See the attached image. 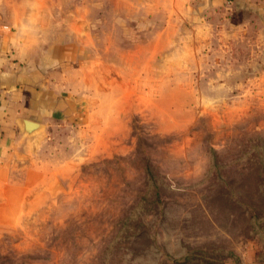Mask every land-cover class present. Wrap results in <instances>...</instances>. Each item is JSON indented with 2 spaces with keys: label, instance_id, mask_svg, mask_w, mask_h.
<instances>
[{
  "label": "rangeland",
  "instance_id": "rangeland-1",
  "mask_svg": "<svg viewBox=\"0 0 264 264\" xmlns=\"http://www.w3.org/2000/svg\"><path fill=\"white\" fill-rule=\"evenodd\" d=\"M0 29L91 96L0 169V264H264V0H0Z\"/></svg>",
  "mask_w": 264,
  "mask_h": 264
},
{
  "label": "crops",
  "instance_id": "crops-1",
  "mask_svg": "<svg viewBox=\"0 0 264 264\" xmlns=\"http://www.w3.org/2000/svg\"><path fill=\"white\" fill-rule=\"evenodd\" d=\"M213 2L222 6L226 0ZM45 30L0 29V169L5 171L12 154L20 156L22 148L43 141L54 125L87 116V80H76L75 68L66 63L69 54L61 53L59 41L44 38ZM24 120L39 123L43 133L27 135Z\"/></svg>",
  "mask_w": 264,
  "mask_h": 264
},
{
  "label": "trees",
  "instance_id": "trees-1",
  "mask_svg": "<svg viewBox=\"0 0 264 264\" xmlns=\"http://www.w3.org/2000/svg\"><path fill=\"white\" fill-rule=\"evenodd\" d=\"M146 171L148 174V179L149 181H151V184L149 185L150 188L154 189L155 191V196L158 197V199L160 198V185L158 184V182H156V177L154 176V171L152 169L151 163L146 162Z\"/></svg>",
  "mask_w": 264,
  "mask_h": 264
},
{
  "label": "water",
  "instance_id": "water-1",
  "mask_svg": "<svg viewBox=\"0 0 264 264\" xmlns=\"http://www.w3.org/2000/svg\"><path fill=\"white\" fill-rule=\"evenodd\" d=\"M23 124L25 126V132H26L27 135L35 134L38 131H40V128H41V125L39 123L32 122V121H29V120H24Z\"/></svg>",
  "mask_w": 264,
  "mask_h": 264
}]
</instances>
